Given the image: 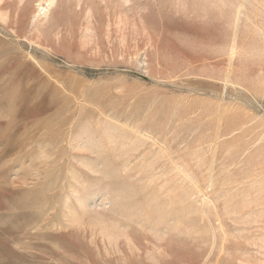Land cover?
Masks as SVG:
<instances>
[{"label":"rangeland","instance_id":"374dc122","mask_svg":"<svg viewBox=\"0 0 264 264\" xmlns=\"http://www.w3.org/2000/svg\"><path fill=\"white\" fill-rule=\"evenodd\" d=\"M43 1H0V264H264V0Z\"/></svg>","mask_w":264,"mask_h":264},{"label":"bare ground","instance_id":"6f19581e","mask_svg":"<svg viewBox=\"0 0 264 264\" xmlns=\"http://www.w3.org/2000/svg\"><path fill=\"white\" fill-rule=\"evenodd\" d=\"M1 1V0H0ZM21 1V0H20ZM56 2H57V0H44L43 1V3H41V2H39V4H38V6H39V10H40V13H38L37 14V16H40V15H45V16H47L48 14H49V12H50V10L52 9V7H54L55 6V4H56ZM1 4V3H0ZM243 4V3H242ZM241 6V5H240ZM7 14H9V13H6V15ZM87 17L88 18H91L92 17V7L90 6V7H88V10H87ZM240 17V16H239ZM239 17H238V19L237 20H239ZM5 14H4V20H5ZM240 20H241V18H240ZM239 20V21H240ZM234 21V20H233ZM234 31L236 32V26H237V22H235L234 23ZM36 64H38V63H36ZM41 64V63H40ZM29 65V64H28ZM43 66V65H42ZM40 68V67H39ZM29 69V68H28ZM44 69V68H43ZM20 70V69H19ZM18 71V70H17ZM25 71V70H24ZM21 71H19L18 73H20ZM22 73H23V71H22ZM22 73H20V75L22 74ZM47 73V72H46ZM31 75V74H30ZM17 76V75H16ZM25 77V76H24ZM21 78V77H20ZM29 78V77H28ZM33 77H31V79H32ZM25 79V78H24ZM23 79V80H24ZM27 79V78H26ZM25 79V80H26ZM21 80V79H20ZM33 80H35V79H33ZM18 82H19V80H18ZM24 82V81H23ZM28 82V81H27ZM28 84V83H27ZM26 84V85H27ZM36 84V83H35ZM29 86V85H28ZM61 86V85H60ZM37 87V85L36 86H34V88H36ZM17 88V87H16ZM28 88V87H27ZM33 88V89H34ZM38 88V87H37ZM29 90H31V89H29ZM32 91H34V90H32ZM14 92V91H13ZM41 92H42V89H41ZM32 93V92H31ZM29 94H30V92H29ZM39 94V93H38ZM47 102V101H46ZM27 103V102H26ZM47 104V103H46ZM24 106H25V103H24ZM23 106V107H24ZM38 140V139H37ZM39 142H40V140H39ZM3 171V170H2ZM2 174V173H1ZM3 177V176H2ZM4 179V178H3ZM4 186V185H3ZM11 188V187H10ZM4 203V202H3Z\"/></svg>","mask_w":264,"mask_h":264}]
</instances>
